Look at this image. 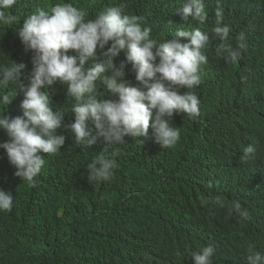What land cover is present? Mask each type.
<instances>
[{
	"label": "clouds",
	"instance_id": "1",
	"mask_svg": "<svg viewBox=\"0 0 264 264\" xmlns=\"http://www.w3.org/2000/svg\"><path fill=\"white\" fill-rule=\"evenodd\" d=\"M22 1L35 10L12 42L24 61L0 63L15 182L37 187L59 156L61 189L127 187L139 214L153 202L149 264H264V0H103L92 18L84 0ZM16 4L0 0V28ZM131 141L147 156L115 176ZM13 205L0 183V212ZM83 242L60 243L69 256Z\"/></svg>",
	"mask_w": 264,
	"mask_h": 264
},
{
	"label": "trees",
	"instance_id": "2",
	"mask_svg": "<svg viewBox=\"0 0 264 264\" xmlns=\"http://www.w3.org/2000/svg\"><path fill=\"white\" fill-rule=\"evenodd\" d=\"M42 1H46L48 7L53 2L67 0ZM79 7L92 18L104 8V2L84 0ZM34 11L28 1L23 5L22 0H17V4L8 10L16 21L12 26L0 28V63L24 61L22 53L14 48L12 42L16 28ZM206 73L212 78L213 68ZM108 95L106 92L105 97ZM54 103L61 104L62 97L55 98ZM70 116L71 111L64 113L65 121ZM147 149L146 144L131 141L127 157L115 170V176L120 172H133L139 161L147 156ZM60 162L59 156L52 158L45 178H37V187L27 189L15 182L0 159V183L14 198L12 210L0 212V264H149L148 259L153 253L146 242L148 225L141 221L147 219L151 211L156 212L153 202L147 203L144 206L146 210L143 208L139 214L141 205L126 202L131 193L127 187L120 190L61 189L57 185ZM149 179V170H145L137 180L144 186ZM160 191L168 193V190ZM144 192L153 197L156 190ZM133 210L134 213L130 214ZM109 215H114L112 223L104 222ZM120 218H126L128 222L120 223ZM82 237L85 242L68 256L60 242L67 238L74 249Z\"/></svg>",
	"mask_w": 264,
	"mask_h": 264
},
{
	"label": "rangeland",
	"instance_id": "3",
	"mask_svg": "<svg viewBox=\"0 0 264 264\" xmlns=\"http://www.w3.org/2000/svg\"><path fill=\"white\" fill-rule=\"evenodd\" d=\"M132 213V212H131Z\"/></svg>",
	"mask_w": 264,
	"mask_h": 264
}]
</instances>
